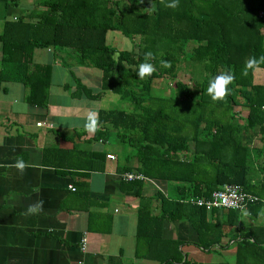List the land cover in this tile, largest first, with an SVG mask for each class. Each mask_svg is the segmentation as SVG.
I'll return each mask as SVG.
<instances>
[{
	"label": "trees",
	"instance_id": "trees-1",
	"mask_svg": "<svg viewBox=\"0 0 264 264\" xmlns=\"http://www.w3.org/2000/svg\"><path fill=\"white\" fill-rule=\"evenodd\" d=\"M2 1L15 7L18 0ZM109 30L128 37L131 48L109 46ZM35 48L66 51L76 65L100 71L97 90L72 75L73 96L100 99L109 92L128 104V110L99 109L94 132L96 139L130 149L137 164L120 166L119 172L176 184L178 198L155 193V211L151 199L138 195L141 180H120L140 197L137 251L160 250L161 264H197L183 259L178 246L184 241L157 244L164 221H186L197 233L192 244L202 250L231 242L234 264H264V84L255 81L264 62L241 75L246 60L264 56V0H179L175 9L160 0H45L7 18L0 29V85L21 82L26 103L44 107L51 64L34 62ZM147 52L155 57L148 62L156 71L140 80L137 66ZM221 72L235 79L226 100L214 103L207 87ZM163 79L170 88L160 92ZM43 154H51L49 148ZM83 154L86 171L104 158L100 152ZM223 183H237L255 199L241 210H205L185 201L207 198ZM243 216L251 222L241 223Z\"/></svg>",
	"mask_w": 264,
	"mask_h": 264
},
{
	"label": "crops",
	"instance_id": "crops-1",
	"mask_svg": "<svg viewBox=\"0 0 264 264\" xmlns=\"http://www.w3.org/2000/svg\"><path fill=\"white\" fill-rule=\"evenodd\" d=\"M43 1L18 0L10 7L0 0V29L7 18ZM32 58L51 64L46 106L26 103L21 82L0 85V264H161L160 250H136V210L143 197L151 199L156 211L155 193L167 197L176 184L141 180L139 197L118 177L120 166L135 167L134 156L127 153L119 162V145L104 148L107 142L84 131L88 112L97 113L101 104L99 99L73 96L72 75L96 89L99 70L76 65L66 51L51 48H35ZM44 148L51 154L44 157ZM84 152L104 153L102 160L93 161L95 170L84 169L88 165ZM106 154L114 159H106ZM17 159L28 165L23 173L13 166ZM38 201L43 202V211L25 215L28 205ZM242 222L251 220L243 216ZM160 237L158 245L163 239L184 241L178 246L183 259L197 264L235 263L234 243L202 250L192 244L197 233L186 221H164Z\"/></svg>",
	"mask_w": 264,
	"mask_h": 264
},
{
	"label": "clouds",
	"instance_id": "clouds-1",
	"mask_svg": "<svg viewBox=\"0 0 264 264\" xmlns=\"http://www.w3.org/2000/svg\"><path fill=\"white\" fill-rule=\"evenodd\" d=\"M161 4H164L165 7L177 8L179 6V0H170L166 3V0H160ZM154 7V5H151ZM155 59L153 53H145L144 60L145 62L140 63L137 66L136 75L138 79L144 80L147 77H150L155 71V66L148 62ZM259 62H264V56H261L259 61L255 58H249L245 61V66L242 69L241 75L247 76L250 69H254L258 66ZM161 66L167 67L168 63L166 61H161ZM234 75L231 72H221L215 77L209 80L207 87V95L211 98L214 103L223 102L226 100L229 95V85L234 82ZM98 126V115L95 111H89L83 124V129L87 133H94L97 130ZM19 172L23 173L24 170L28 167L26 162L23 159H17L13 165ZM43 211V202L38 201L35 204H30L27 207L25 215H34L39 214Z\"/></svg>",
	"mask_w": 264,
	"mask_h": 264
},
{
	"label": "built area",
	"instance_id": "built-area-1",
	"mask_svg": "<svg viewBox=\"0 0 264 264\" xmlns=\"http://www.w3.org/2000/svg\"><path fill=\"white\" fill-rule=\"evenodd\" d=\"M105 157L106 159H114L112 154H106ZM118 177L126 182L148 179L143 174L136 171H123L118 174ZM68 187L70 190H74V187L71 185H68ZM254 199L255 197L252 194L244 192L239 184L223 183L218 188L214 189L207 198L187 197L185 201L196 206H203L205 210H210L211 208L241 210L248 201H253ZM81 241V248H83L85 238H82Z\"/></svg>",
	"mask_w": 264,
	"mask_h": 264
},
{
	"label": "rangeland",
	"instance_id": "rangeland-1",
	"mask_svg": "<svg viewBox=\"0 0 264 264\" xmlns=\"http://www.w3.org/2000/svg\"><path fill=\"white\" fill-rule=\"evenodd\" d=\"M0 19H1V13H0ZM106 43L113 47L116 48L118 50H129L132 46V42L131 40L126 37L123 36L119 31H108L106 34ZM160 81V85L161 88L164 89H158V91H168L170 88V85L168 84L166 79L163 80H158ZM256 82L262 83L264 84V73H258V75H256L255 78ZM157 84V83H156ZM155 84V85H156ZM92 90H97V89H93ZM99 103L101 104V108H123L128 110V104L124 101H120L118 96L115 94H111V93H105L101 96V98L99 99ZM113 143L111 142H107V144L104 145V148H112L114 146H112ZM128 155L131 153L130 149L128 150V148H124L121 149V151L119 152V162L121 161V157H123V155L127 154ZM133 181V180H132ZM168 197H177V195L174 194V192L169 191L168 192ZM224 241V239L222 240V242Z\"/></svg>",
	"mask_w": 264,
	"mask_h": 264
}]
</instances>
